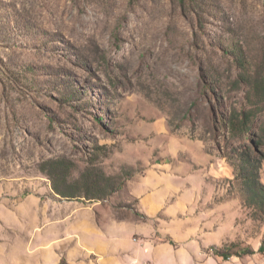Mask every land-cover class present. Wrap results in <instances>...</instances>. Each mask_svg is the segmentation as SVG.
<instances>
[{"label":"rangeland","instance_id":"1","mask_svg":"<svg viewBox=\"0 0 264 264\" xmlns=\"http://www.w3.org/2000/svg\"><path fill=\"white\" fill-rule=\"evenodd\" d=\"M254 171L264 184V0H0V264H67L89 209L149 224V250L264 264ZM182 201L215 204L229 239L179 240L201 224Z\"/></svg>","mask_w":264,"mask_h":264},{"label":"crops","instance_id":"2","mask_svg":"<svg viewBox=\"0 0 264 264\" xmlns=\"http://www.w3.org/2000/svg\"><path fill=\"white\" fill-rule=\"evenodd\" d=\"M185 191L190 193L192 189ZM180 203L182 209L185 210V217H194L201 224L191 230L198 237L189 232V234L179 236V240L193 242L203 240L204 245H209L219 240L229 239V236L224 235L221 226L218 230L213 228L215 227L212 219L214 211H211V208L215 207V204L203 207L200 202H194L192 208H199L203 211L189 214L186 210L191 206L184 201ZM148 205H146L147 209L151 211L157 212L160 209L157 208L158 204L155 201ZM73 226L75 232L72 238L67 237L68 240L73 241L72 248L65 256L67 264H144L145 261H151L153 264H200L198 260H195L196 255L200 254L195 246L197 242L193 244L194 248L175 249L165 244L149 250L147 244L144 246L134 240L136 235L145 236L149 233V224L118 218L114 213L103 214V217H99L96 210H84L82 217L76 219Z\"/></svg>","mask_w":264,"mask_h":264},{"label":"trees","instance_id":"3","mask_svg":"<svg viewBox=\"0 0 264 264\" xmlns=\"http://www.w3.org/2000/svg\"><path fill=\"white\" fill-rule=\"evenodd\" d=\"M251 121H252L251 118H248L246 113L244 112L242 120L237 121V123L235 122V123L230 124V129L232 132H235L236 130H239L241 133L248 132L249 131L248 125ZM238 156H239V153H238ZM242 156L243 155L241 153V157ZM225 157H227L228 159H233L230 155H227V154L225 155ZM250 157H251V155L248 156V158H250ZM254 158L256 159V161L258 163H260L262 160L261 157L258 156L257 154L255 155ZM242 160H243V157H242ZM53 163L55 164V171H64V173L66 172V170H67L66 168L68 166H67V162L65 160H54ZM243 165L241 164L242 167H243ZM256 170H257V167H256ZM254 173L255 174L253 177H248L247 180H245V187L247 188V191L249 193L250 201H252L253 203H258L262 207H264V184L260 181L258 171H256V172L254 171ZM54 188L57 191V193L62 195V196L69 197V198L70 197H77V196H74L72 194H69V193L61 190L56 185L54 186ZM92 198H98V196L94 195ZM216 252L218 255H222L223 257H229L228 254L221 253V252H219V250H216Z\"/></svg>","mask_w":264,"mask_h":264},{"label":"built area","instance_id":"4","mask_svg":"<svg viewBox=\"0 0 264 264\" xmlns=\"http://www.w3.org/2000/svg\"><path fill=\"white\" fill-rule=\"evenodd\" d=\"M146 264H152L151 262H148V263H146Z\"/></svg>","mask_w":264,"mask_h":264}]
</instances>
